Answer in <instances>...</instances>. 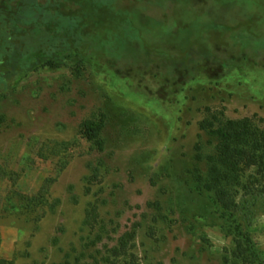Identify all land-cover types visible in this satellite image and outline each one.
Masks as SVG:
<instances>
[{"label":"rangeland","instance_id":"rangeland-1","mask_svg":"<svg viewBox=\"0 0 264 264\" xmlns=\"http://www.w3.org/2000/svg\"><path fill=\"white\" fill-rule=\"evenodd\" d=\"M118 1L114 9L135 26L108 28L117 63L95 56L43 65L0 93V257L108 264L111 249L135 231L130 252L139 264H234L228 221L197 180L218 143L200 122L225 111L264 126V55L255 57L264 48V0ZM214 49L233 62L227 77L210 67ZM197 65L206 74L193 81L175 74ZM101 114L102 151L81 132ZM93 168L99 176L88 194ZM48 178L60 204L36 225L15 192L34 195ZM96 199L102 239L93 245L83 221ZM237 216L264 251V195L242 198Z\"/></svg>","mask_w":264,"mask_h":264},{"label":"trees","instance_id":"trees-1","mask_svg":"<svg viewBox=\"0 0 264 264\" xmlns=\"http://www.w3.org/2000/svg\"><path fill=\"white\" fill-rule=\"evenodd\" d=\"M120 1L124 2L119 0L118 3ZM117 11L112 0H0V93L8 92L22 77L43 65L87 62L95 56H109L114 61L106 43L109 41V26L125 30L135 26L133 19L122 17L125 9L119 11L122 14ZM143 31L141 29L144 36ZM246 37L249 38V35ZM252 55L253 49L245 48L243 60ZM262 55L264 48L255 53L256 58ZM110 60L107 65L114 66ZM231 61L228 56H219L214 49L210 67L218 65L217 68H222L224 72L217 78L231 74L234 67ZM178 71L189 82L199 74L205 75L206 66L197 65L195 73L190 67H176L175 74ZM171 86L179 85L175 83ZM106 122V115L101 114L85 120L81 125L83 136L101 151L105 149L103 131ZM200 127L216 137L218 143L215 153L207 157L208 172L199 173L197 180L202 190L214 195L215 204L228 221V233L234 236L235 242L234 264H264V251L259 249L237 216L242 198L264 195V126H259L251 118H226L225 111H221L201 121ZM98 172V168H93L86 187L88 194L92 192ZM2 174L6 172L2 171ZM54 180L48 178L34 195L15 192L24 213L36 214L33 219L36 225L49 213L55 212L60 204V200L50 198ZM99 203L98 199L89 202L83 221L90 234L95 233L91 239L93 245L102 239L101 232L96 233L101 226ZM135 237V231L126 233L119 245L111 249L106 262L117 264L125 258V264H139L136 255L130 252V243ZM0 264H15V261L0 257Z\"/></svg>","mask_w":264,"mask_h":264}]
</instances>
